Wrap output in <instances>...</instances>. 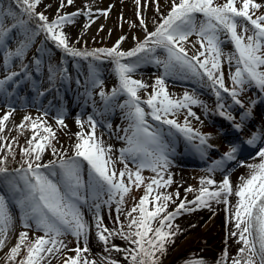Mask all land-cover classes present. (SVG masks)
<instances>
[{"label":"snow or ice","instance_id":"snow-or-ice-1","mask_svg":"<svg viewBox=\"0 0 264 264\" xmlns=\"http://www.w3.org/2000/svg\"><path fill=\"white\" fill-rule=\"evenodd\" d=\"M12 2L19 12L13 11L11 7L5 9L3 5H0V46L5 45L15 30H20L24 39L15 51H5V63L7 64L14 57L23 58L34 37L40 32H43L46 39L52 41L56 47L72 57L83 59L91 57L93 60L111 59L114 62L118 87L113 88L110 93L101 90L99 96L106 107H111L117 97L126 96L127 99L117 106L125 112L132 123L130 124L131 135H127L128 130H126L125 139L128 146L120 150V161L124 163V169L117 172L115 161L110 155L112 149L104 147L102 139L96 137V121L92 117L88 118L90 131L87 134L77 133L73 156L67 157L66 153H61L58 160L48 163L42 162V156L48 147H52L55 132L42 122L38 123L39 118L33 120L30 116L24 117V122H30V130L33 132L28 141V147L22 150L25 159L21 167L14 170L16 175L9 173L6 166L7 157L0 159V177L3 178L15 204L22 212L24 227L32 228L34 224L43 235L29 239L27 231L21 232L18 242L10 249L7 260L16 264L17 257L22 251H26V255L18 261V264H44L50 256H54L67 247L63 237L71 234L78 242L77 247L71 250L76 255L67 257L64 264H96L95 261H89L83 255L89 252L87 247L89 226L81 211L82 206L89 201L87 193H90L93 201H100L102 195L107 194L108 198L103 203L110 205L115 201L119 213L132 186L144 185L145 194L139 204L132 207L127 214L129 217L127 232L124 231V225L111 231L104 227L103 217L99 215L101 204L94 203L93 206L97 210V238L106 246V251L109 250L107 245L113 236H119L134 245L135 247L127 249L112 246L115 251L125 252V259L130 258L132 264H159L157 253L166 252V245L174 242L172 237L177 234L178 228L173 225L176 217L183 212L190 213L200 208H210L212 200L221 202L223 198L222 202L227 204V197L233 194V186L228 176H225L219 184L214 179L202 178L196 198L192 201H187L185 198L173 212L167 211L168 202L172 201L171 195L158 192L150 199L154 185L156 189L164 188L171 185L172 179L169 177L163 180L162 173L170 164L167 146L161 131L153 129L147 117L150 116L152 120L169 126V129H175L189 141L198 140L196 148L202 154L206 147H211L207 143L210 136L194 130L188 121V116L199 119L191 110V106L200 105L202 102L187 92L182 98L171 97L167 91L165 77L179 72L185 77L191 76L201 81L206 78L209 86L215 90L218 100L222 99V90L228 93L236 105L243 108L244 104L239 96L247 86L255 85L264 92V14L255 15V12L264 5L257 3L256 0H226L223 4L217 3L216 0H172L170 11L166 16L161 17L155 31L147 32L145 20L140 17L139 23L145 28L147 34L143 41L125 52L119 50L124 37H121V40L109 49L81 51L70 46L63 28L65 24L72 23L73 18L80 15V12L57 14L56 19L49 21L46 15L36 12L41 0H12ZM135 2L138 7L141 5V0H135ZM72 3L73 0H67V4ZM156 3L157 11H159L158 0ZM60 7H64V0H61ZM110 11L109 8L100 14L107 16ZM84 14L92 15L90 9ZM198 14L203 16V20L199 22ZM24 16L28 19L25 20ZM8 18L13 21L10 25L6 23ZM34 18L40 22L39 31L36 32H32L27 27L28 22ZM193 35L198 37L196 43L200 47L194 55H189L186 44ZM222 36L228 38L234 46V52L226 57L230 65L233 62L235 64V71L231 76V88L226 86L222 70L224 62ZM158 49L165 53L163 59L156 55ZM125 58L136 59L123 63L122 60ZM142 60H149L164 68V75L157 77L154 85L151 86L153 92L145 101L141 100L138 93L150 86L141 80L133 79L132 75ZM36 63L39 66L40 61L37 60ZM90 68L91 86L102 87L103 81L99 79L97 69L94 65ZM52 71L54 76L55 70ZM62 71L65 74L67 72L66 69ZM17 75L19 73L11 72L4 79H0V91H3L4 85ZM87 94L91 97L90 92ZM142 104H146L151 111L145 112ZM218 109L221 116H225L228 120H235L230 113L223 110L222 103L218 104ZM180 110H187L183 125L169 118ZM12 111L14 109L0 117V132H3L6 127L5 122L10 118ZM250 114L249 108L245 116ZM57 123L64 125L62 116L57 117ZM77 123L83 128V123L79 119ZM18 127L22 129L24 124ZM234 127L240 130L243 125L236 123ZM40 128L45 135H41L38 131ZM259 139L260 134L254 133L246 143L255 146ZM8 151L11 154V147ZM52 151L55 155L54 147ZM237 152V146L231 147L224 159L235 160ZM257 155L261 162L247 165L250 170L249 176L240 178L241 183L234 193L238 201L232 213L235 231L231 235L238 237L237 243L242 246L231 264H264V147L258 150ZM128 159L137 161L135 170L128 167ZM83 162H87L88 166L87 181L82 175ZM216 163L220 164L222 161ZM145 168L156 173V176L146 184V178L142 175ZM213 185L216 186L214 190L211 188ZM186 191H193V189L189 188ZM176 197L179 198L178 192ZM9 203V199L4 194H0V250L5 246L13 225ZM150 204L153 205L151 210ZM134 213L137 215L134 216ZM154 223H158V226L153 227ZM81 238L84 240L83 248L79 246ZM227 262L228 252L225 249L217 264H227ZM108 264H117V262L110 260ZM189 264H205V261L200 258L190 261Z\"/></svg>","mask_w":264,"mask_h":264},{"label":"rangeland","instance_id":"rangeland-1","mask_svg":"<svg viewBox=\"0 0 264 264\" xmlns=\"http://www.w3.org/2000/svg\"><path fill=\"white\" fill-rule=\"evenodd\" d=\"M216 2L223 4L226 0H216ZM256 2L264 5V0ZM158 4L159 11H157L156 0H141L139 7L135 0H73L71 5L67 4V0H64V7L61 8V0H41V3L36 8V12L46 15L49 21L56 19L57 14L66 15L80 12V15L73 18L72 23L65 24L63 28L65 34L66 31L70 34L68 37L70 46L81 51L109 49L113 48L121 40V37H124L125 39L120 43L119 50L126 52L134 48L138 42L143 41L147 34L145 28L139 23L140 17L145 20L147 32L155 31L157 24L161 21V17L166 16L170 11L172 0H158ZM0 5H3L5 9L11 7L13 11L19 12V9L12 0H0ZM109 8L111 11L108 12L107 16L100 14ZM89 9L92 13L91 16L84 14ZM261 14H264V7L255 12V15ZM23 18L25 20L28 19L27 16ZM197 20L198 22L203 20V16L198 14ZM12 22L11 18L6 20V23L9 25ZM39 23L38 19L34 24L30 20L27 27L32 32H36L39 31ZM23 39L24 37L21 31L15 30L7 39L5 45L0 46V79H4L11 72L19 73L12 81L4 85L3 91H0V99H3L0 106V117H3L7 112L14 109L11 112L10 118L5 122L6 127L3 132H0V137H3V139H0V159L7 157L6 166L9 169V173L16 175L14 170L20 168L25 159L22 150L28 147V141L33 135V132L30 130V122H24V117L26 116L32 117L33 120L39 118L38 123L42 122L46 126L51 127L55 132V138L52 139V147L56 149V154L53 155L52 147H48L42 156L43 163L58 160L61 153H66L67 157L73 156V148L75 143H77V133L87 134L90 131L88 118L92 117L96 121V137L102 139L104 147H111L112 151L110 155L112 160L115 161L117 172L123 170L124 163L120 161V150L128 146L125 139L126 130H128L127 135H131L130 124L132 122L117 105L123 103L127 97L123 95L119 96L113 101L111 107H106L99 96L101 90L110 93L113 88L118 87L119 82L114 71V62L111 59L93 60L91 57L88 59L72 57L66 54L61 48L56 47L52 41L46 39L43 32H40L39 35L34 37L23 58L14 57L6 64L5 51H15ZM197 39L198 37L195 35L189 38V42L186 44L189 55H194L196 50L199 49L200 45L196 43ZM222 39L224 41L222 44L224 52L222 70L225 84L231 88V76L235 71V64L233 62L230 65L226 57L234 52V46L228 38L222 36ZM156 55L161 59L165 57V53L161 49L157 50ZM135 59L125 58L122 62L128 63L130 60ZM37 60L40 61L39 66L36 63ZM92 65L97 69L99 79L103 81L102 87L93 88L89 82L90 66ZM63 69L67 70L66 74L62 71ZM52 70H55L54 76ZM33 72H35L33 74L34 80L29 82ZM132 75L133 79L141 80L150 86L140 90L138 93L141 100L145 101L149 98V94L153 92L151 86L154 85L157 77L164 75V68L149 60H142ZM165 83L171 97L177 99L182 98L185 92H187L202 102L198 105L202 112L200 116L196 114L194 105L191 106V110L199 119L188 116V121L194 130L210 136L207 143L211 145V147H206L202 154L196 148V145L199 143L198 140L189 141L175 129H169V126L152 120L150 116L147 117L148 123L152 125L153 129H159L161 131L163 141L167 146V152H171L181 159H187L189 157L192 160L189 163L183 164V168H185L187 173L183 180L179 182L176 179V175L174 176L177 173L178 167L175 166V161L171 158L172 156L168 155L170 164L162 173V176L163 180L171 177L172 183L160 189H156L154 185V191L150 199L158 192L171 195L172 201L168 202L167 211L173 212L185 198L187 201H192L196 198L201 187V179L210 178L209 169H213V166L217 165L216 162L222 161L220 164L229 167L228 171L223 173L225 174L223 176H228L235 173L238 165L248 163L252 160L250 158L251 156L242 157L238 154L236 155V159L231 161L224 160V157L233 146H237L240 151L241 146L244 143L246 144V141L251 138L257 128L262 125L264 126V92L255 85L247 86L246 90L240 94L242 98L240 100L244 104V107L241 108L222 90V99L218 100L215 95V90L209 86L206 78L201 81L198 78L191 76L185 77L181 73L176 72L166 76ZM89 92L91 93V97L87 94ZM64 96H67L66 101H64ZM32 99L50 104L51 109L49 110L47 118H45L46 116L41 107L31 103ZM220 103L224 105L223 110L235 118L234 121L228 120L225 116L219 114L218 104ZM78 104H81L83 108L76 107ZM141 106L144 107L145 112L151 111L146 104H142ZM249 108L251 109V114L245 116V112ZM186 115L187 110H180L176 115L170 116L169 118L175 119L183 125ZM59 116H62L64 120L63 126L57 123V117ZM70 117H74L76 120L79 119L83 123V128L78 123H74L70 127L68 122ZM22 123L24 124V128L21 129L18 125ZM236 123L242 124L243 127L237 130L234 127ZM38 131L41 135H45L42 128L38 129ZM232 131L239 132L241 137H236V135L232 134ZM9 147H11V154L8 151ZM127 163L129 168L135 170L137 161L128 159ZM249 172V169H244L236 175L235 180L237 185L241 183V177L247 178L249 176ZM87 173V162H83L82 175L85 181L88 179ZM142 175L146 178V184L150 182L152 177L156 176V173L152 172L149 168H145L142 171ZM189 188L193 189V191H186ZM177 192L179 193V198L176 197ZM0 194H4L9 199V209L13 216L12 228L8 233L5 246L0 250V264H13V262L7 260V255L10 249L18 242L19 234L27 231L29 239H35V237L41 236L43 233L37 230L34 224L32 228L26 229L24 227V221L21 218L22 212L15 204L14 198L10 195L9 189L3 182L2 177H0ZM144 194V185L139 187L132 186L131 192L125 197L121 211L118 213V205L115 201L110 205L103 203L108 198L107 194H103L100 201H93L90 193H87L89 201L81 208L83 218L86 220V217L90 221L88 226L97 231V210L93 205L94 203H100L99 215L103 217V226L111 231L117 230L121 225H124V231L127 232V224L129 223L127 214L132 207L139 204ZM227 201V204L221 202L224 211L230 210V196L227 197ZM189 206L191 207V205ZM152 207L153 205L150 204L149 209L151 210ZM202 209H206V207L190 213L183 212L176 217L173 224L183 226L184 221L190 218L197 219ZM133 215L135 216L137 214L134 213ZM117 217L119 218L117 219ZM157 226L158 223L153 224V227ZM195 229L196 231L191 233H188V230L183 232V235H181L182 242L178 246L176 245V252L174 251L175 249L171 250L170 243H168L166 245V252L163 254L157 253L159 264H189L190 261L195 260L194 250L198 254L204 255V258L214 259L212 261H215L217 264L223 254L222 248L220 247L221 244L218 246L217 236L222 238L223 234H221L215 221L207 215V219L204 218L199 221ZM207 233H209L212 239L208 238ZM224 236L226 239L230 237H228L226 232ZM63 239L67 247L54 256H50L48 260L44 261V264H49V261L50 264H64L67 257H74L76 255L71 250L77 247V239L71 234H67ZM119 242L122 243L123 249L135 247L127 240L121 239L119 236H113L109 245H107L109 250L106 251V246L99 241L92 231H89L87 247L91 250H93V247L97 248L99 246V248L95 250L96 257L89 252L83 255L89 261H95L96 264H108L110 260H115L117 264H132L130 258L125 259V252L122 251L124 258L122 255H116L117 253L112 254L115 251L112 246H117ZM226 245L227 243L224 247ZM79 246L81 248L84 247L83 238L80 239ZM241 246V244L237 243L234 250L235 254L232 256L233 258L238 255V250ZM25 255L26 251H22L17 257L16 264ZM232 259L230 258L227 264H231Z\"/></svg>","mask_w":264,"mask_h":264},{"label":"bare ground","instance_id":"bare-ground-1","mask_svg":"<svg viewBox=\"0 0 264 264\" xmlns=\"http://www.w3.org/2000/svg\"><path fill=\"white\" fill-rule=\"evenodd\" d=\"M256 1H260V0H256ZM66 35H67V37L70 36V34L67 31H66ZM141 76L143 77V75H141ZM67 96L63 97L64 101L67 100ZM2 101H3V99H0V106H1ZM31 103L32 104H36L37 106L41 107L42 110L44 111L45 116H46V117L45 116H43V117H45V118L48 117L49 110L51 109L50 104L44 103L43 101H39L38 102V101L33 100V99L31 100ZM76 107L83 108L81 104H78ZM194 107H195L196 114L198 116H200V114H202L201 109L198 107V105H194ZM68 122H69V126L71 127V126L74 125V123H77V120L74 117H70L68 119ZM255 133H259L260 134V139L257 141V144H260L261 146L264 145V126L263 125L259 126L257 128V130L255 131ZM257 149H259V148H257ZM257 153H258V151L255 152L250 157V158H252L251 161H249L248 163H243L244 166H242V164L238 165L237 169L235 170V173L238 172L239 170L240 171L244 170V169L247 170L248 169V167H247L248 164H259L261 162V160L258 157ZM168 155L172 156L171 158L173 159V161H175V166L178 167L177 173L174 174V176L176 175V179L179 182H181L183 180L185 174L187 173L185 168H183L184 167L183 164L189 163L192 160L189 157H187V159H185V158L181 159L180 157L176 156L175 154H172L171 152H168ZM180 162H181V164H180ZM228 169H229V167H226V165L217 164V165L213 166V171H209V176H210L211 179H214L217 182V184H219V183L222 182V180L225 177V176H223V175H225L223 173H225V171H228ZM235 173H232V174L228 175V178L230 179V181L232 183V186H233V194L230 195V201H229L230 202V210L229 211H227V210L224 211V208H223V206L221 204L222 200H221V202H217V201L213 200V202L210 201V205H211L210 208L206 207V209H202L200 214L197 216V219L196 218H190V219L184 221V223H183L184 225L183 226L182 225H174L173 224L175 228H178V231H177V234L174 237H172V240L174 242H170L171 250L175 249L174 251L176 252L177 246L179 245L180 242H182L181 235H183V232L185 230H188V233L196 231L195 228H196L198 222L203 220L204 218L207 219V215H208V217L212 218L213 221H215L217 227L221 231V234H223L222 238L217 236L218 246L221 244L220 247L222 248L223 252H224L225 249H227L228 260L230 258L231 259L233 258L232 256H233V254H235L234 250H235V247L237 245V239H238V237H234V236L231 235V233L233 231H235V221H234V219H232V213L235 211V205L237 204V201H238V197L234 194L235 191L237 190V187H238V185L236 183V180H235L236 179V175L238 173L237 174H235ZM215 187H216L215 185L211 186L212 189H215ZM208 212H210V213L208 214ZM85 219H86L85 221L89 225L90 221H88L86 217H85ZM228 221H229V223H228ZM89 231H92L93 234L95 236H97V231L94 228L92 229L91 227H89ZM225 232L227 233L228 237L230 236L229 239H226V237L224 236ZM216 233H217V231H216ZM207 236H208V238H210L209 233H207ZM210 239H212V238H210ZM226 243H227V245H226V247H224ZM117 247L122 248V243L119 242L117 244ZM97 248H99V246ZM97 248L93 247V250L89 249V253H91V255H93L94 257H96V251L95 250ZM115 253H117L116 255H122L123 256L122 251H117V252L113 251L112 254L114 255ZM194 253H195V256H194L195 260L202 258L205 261V264H216L215 261H212L214 259L210 260L207 257H205L206 258L205 259L204 255H202L200 253L198 254V252H196V250H194ZM123 258H124V256H123Z\"/></svg>","mask_w":264,"mask_h":264},{"label":"trees","instance_id":"trees-1","mask_svg":"<svg viewBox=\"0 0 264 264\" xmlns=\"http://www.w3.org/2000/svg\"><path fill=\"white\" fill-rule=\"evenodd\" d=\"M37 19H32L31 22L34 24ZM18 162V161H17ZM15 166V165H14Z\"/></svg>","mask_w":264,"mask_h":264}]
</instances>
